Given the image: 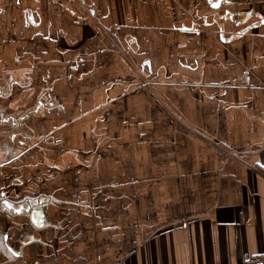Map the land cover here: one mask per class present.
Here are the masks:
<instances>
[{
	"label": "crops",
	"instance_id": "crops-1",
	"mask_svg": "<svg viewBox=\"0 0 264 264\" xmlns=\"http://www.w3.org/2000/svg\"><path fill=\"white\" fill-rule=\"evenodd\" d=\"M0 120V264L264 254V3L0 0Z\"/></svg>",
	"mask_w": 264,
	"mask_h": 264
},
{
	"label": "built area",
	"instance_id": "built-area-1",
	"mask_svg": "<svg viewBox=\"0 0 264 264\" xmlns=\"http://www.w3.org/2000/svg\"><path fill=\"white\" fill-rule=\"evenodd\" d=\"M243 3H264V0H240ZM244 264H264V254L253 255L246 258Z\"/></svg>",
	"mask_w": 264,
	"mask_h": 264
},
{
	"label": "rangeland",
	"instance_id": "rangeland-1",
	"mask_svg": "<svg viewBox=\"0 0 264 264\" xmlns=\"http://www.w3.org/2000/svg\"><path fill=\"white\" fill-rule=\"evenodd\" d=\"M11 127H12V124H11ZM16 127V126H15ZM8 129V127L7 126H5L4 124H2L1 123V120H0V134H3V133H8L7 130ZM12 131V133L14 134L16 131H15V128L13 129V127H12V129H11ZM18 139H17V136H16V141H17ZM15 141V142H16ZM14 142V143H15ZM15 145H16V143H15ZM14 145V146H15ZM1 151L2 150H0V159H7L8 157H9V153H7V151L6 152H4V153H1ZM15 152V151H14ZM13 153V152H12Z\"/></svg>",
	"mask_w": 264,
	"mask_h": 264
},
{
	"label": "water",
	"instance_id": "water-1",
	"mask_svg": "<svg viewBox=\"0 0 264 264\" xmlns=\"http://www.w3.org/2000/svg\"><path fill=\"white\" fill-rule=\"evenodd\" d=\"M220 1H222V0H220Z\"/></svg>",
	"mask_w": 264,
	"mask_h": 264
}]
</instances>
